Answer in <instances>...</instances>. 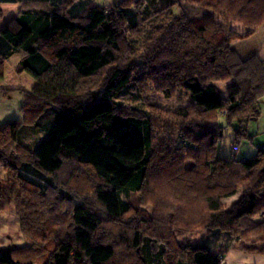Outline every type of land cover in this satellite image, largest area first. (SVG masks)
<instances>
[{"label":"trees","instance_id":"16d2710c","mask_svg":"<svg viewBox=\"0 0 264 264\" xmlns=\"http://www.w3.org/2000/svg\"><path fill=\"white\" fill-rule=\"evenodd\" d=\"M0 4L18 6L0 29V80L20 53L16 74L34 80L19 91L23 122L0 125V213L13 208L25 241L0 253V264H60L67 250L79 257L63 264H222L230 250L264 255V150L242 161L217 155L221 118L225 127L238 124V142L250 139L243 126L260 116L264 59H241L230 43L264 25V0ZM217 84L227 85L223 93ZM130 88L183 94L189 103L125 107L118 100ZM40 131L35 147L24 142ZM238 193L227 209L223 201ZM77 209L94 219L92 228L78 225Z\"/></svg>","mask_w":264,"mask_h":264},{"label":"rangeland","instance_id":"374dc122","mask_svg":"<svg viewBox=\"0 0 264 264\" xmlns=\"http://www.w3.org/2000/svg\"><path fill=\"white\" fill-rule=\"evenodd\" d=\"M113 1L116 0H97V4L107 5ZM1 9L2 13H4L3 18H6V21L10 15L16 16L17 14V10L12 12L11 8L3 7ZM174 13L178 14V11L175 9ZM3 18L0 20V26L2 25L1 22ZM11 20L7 21V23ZM234 29L240 31L242 28L237 24L234 26ZM230 45L241 59L247 58L250 54H258L259 57L264 58V26L255 36L246 40L232 39ZM22 56V53L15 54L5 62L3 67V79L0 80V125L10 121H17L19 123L23 122V115L21 113L23 93L19 91H29L34 85V80L27 74H16L15 69ZM217 86L222 93L227 87L225 84H217ZM6 90L13 91L5 92ZM118 101L123 103L125 107H136L139 110H144L145 105H155L162 109L171 110L180 105L185 106L189 103L188 98L183 94L172 99H165L162 96L153 94L150 90L139 93L137 92V89L134 88H130L124 96L119 98ZM259 109V118L254 121H249L243 126L245 135L250 139L240 138L238 139V142H234L236 139L234 131L238 129V124L233 123L231 127H225L224 119L221 118L219 120V125L224 128V134L223 139L218 144L217 155L225 159L232 158L242 161L253 157L258 149L264 150V98H262L259 104ZM43 138L44 132L40 131L28 141L24 142L31 147H35ZM233 142L238 143L239 150L236 152H233L230 148V145ZM5 177V171L0 168V180L5 179ZM65 179L66 177L62 180ZM239 198L240 194L238 193L232 198L225 199L223 204L228 209L234 204L235 200H238ZM12 210L13 208L10 206L4 212L0 213V230H5L4 235L0 234V253L20 247L25 243L24 239L19 234L17 220L15 219ZM75 220L79 226L92 228L94 225V219L79 209L75 212ZM199 235L200 233L195 235V237H198ZM185 237L186 239L188 238V236ZM76 239L82 247H88V236L85 232L78 229ZM89 253L94 258H99V256H101L96 249L89 248ZM68 255L73 256L76 259L79 257L67 250L63 258L60 260V264L66 262ZM74 264L87 263L77 262ZM222 264H264V255L239 250H230L224 255Z\"/></svg>","mask_w":264,"mask_h":264},{"label":"crops","instance_id":"0c3cea01","mask_svg":"<svg viewBox=\"0 0 264 264\" xmlns=\"http://www.w3.org/2000/svg\"><path fill=\"white\" fill-rule=\"evenodd\" d=\"M3 7H4V8H11L12 12H14V11L17 10V7H18V6H17V4H14V5H13V4H0V9L3 8ZM1 10H2V9H1ZM13 18H15V15H10V17L7 19V21H9V20H11V19H13ZM7 21H6V18H3L2 22H1L2 25L0 26V29H1L2 27H4V25L7 23ZM263 26H264V25H263ZM263 26H262V27H263ZM262 27H261V28H262ZM261 28H259V29L257 30V32L254 33L252 36H255ZM252 36H251V37H252ZM235 39H238V38H235ZM248 39H249V38H248ZM236 53H237V52H236ZM250 55H251V54H250ZM256 55H258V54H256ZM258 56H259V55H258ZM247 57H248V56H247ZM260 58H261V57H260ZM263 59H264V58H263ZM238 150H239V148L237 149V151H238ZM236 201H237V199L235 200V202H236ZM235 202H234V203H235ZM17 226H18V223H17ZM0 232H1L0 234H3V235H4L5 230H4V229H3V230L1 229Z\"/></svg>","mask_w":264,"mask_h":264},{"label":"built area","instance_id":"2783aa9c","mask_svg":"<svg viewBox=\"0 0 264 264\" xmlns=\"http://www.w3.org/2000/svg\"><path fill=\"white\" fill-rule=\"evenodd\" d=\"M231 148H232L233 152H236L237 149H238V144L237 143H232L231 144Z\"/></svg>","mask_w":264,"mask_h":264}]
</instances>
